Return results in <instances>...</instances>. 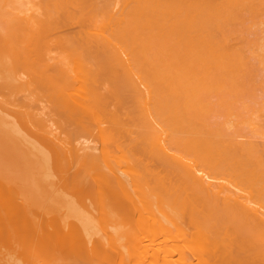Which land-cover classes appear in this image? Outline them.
I'll return each instance as SVG.
<instances>
[{"label":"bare ground","instance_id":"bare-ground-1","mask_svg":"<svg viewBox=\"0 0 264 264\" xmlns=\"http://www.w3.org/2000/svg\"><path fill=\"white\" fill-rule=\"evenodd\" d=\"M0 46V264H264V0H0Z\"/></svg>","mask_w":264,"mask_h":264},{"label":"rangeland","instance_id":"rangeland-1","mask_svg":"<svg viewBox=\"0 0 264 264\" xmlns=\"http://www.w3.org/2000/svg\"><path fill=\"white\" fill-rule=\"evenodd\" d=\"M64 26H65V25H63V27L60 26L59 29H57V30H60L61 27H62V30H60L61 32H64V31L66 32L69 28H70V29L73 28L72 30L75 29V28H74L75 26L71 28V26H73V25H68V26H70V27H68V26H67V27H64ZM76 27H77V26H76ZM64 29H65V30H64ZM70 29H69V30H70ZM76 29H77V28H76ZM72 30H70V31H72ZM60 31H59V32H60ZM1 46H2V45H1ZM1 46H0V48H2ZM2 50H3V52H4V49H1V50H0V51H1V52H0V53H1V54H0V57H1V58H2V54H3V53H2ZM5 51H6V50H5ZM5 54H6V52H5ZM5 54H4L3 57H4L5 59H7V60H6V61H7V65H6V62H5L4 58H2V60H4V62L1 60L0 63H2V62H3V63L0 64V65L2 66L4 63H5V64L2 66V68H1V66H0V69L3 70V71L0 70V71H1L0 73L4 72L5 69H8V71L11 69V71H9V72H12V76H13V74H14L13 72L15 71L13 68H15V67L18 65V63H17V64H13V63H12V62H13V61H12L13 59L11 60L12 62H10L9 58H8ZM5 56H6V57H5ZM1 58H0V59H1ZM8 61H9V62H8ZM14 63H15V62H14ZM5 65H6V66H5ZM11 65H12V66H11ZM14 65H16V66H14ZM19 66H20V65H19ZM19 66H17V67L20 68ZM17 67L15 68L16 70H17ZM3 68H5V69H3ZM9 68H10V69H9ZM12 69H13V71H12ZM6 71H7V70H6ZM17 71H18V70H17ZM2 74H3V73H2ZM4 74H5V73H4ZM4 74H3V77L5 78L6 76H5ZM9 74H11V73H9ZM9 74H8V75H9ZM9 76L11 77V75H9ZM9 76H7V77H9ZM0 77H1V74H0ZM4 78H3V80H4ZM0 79H1V78H0ZM3 80H0V82H2ZM10 80H11V79H10ZM10 80H7V78H6V82H7V81L9 82ZM6 82H5V83H2V84H6ZM11 82H15L14 84H17L16 81H12V80H11L10 83H11ZM0 85H1V84H0ZM1 86H3V85H1ZM4 86H5V85H4ZM7 86H9V85H6V87H7ZM1 88H2V87H1ZM1 88H0V89H1ZM4 88H5V87H4ZM3 90H4V91L0 90V97H1V98H0V103H1V104L3 103L2 105H6L8 108H9V107L11 108V106H12V105H10V103H9V104L6 103L8 100L11 99L10 101H12V100L15 99L13 102H16V101L19 102V100H21V98H22V96H21V97H20V96H16V95H19V94L22 93V92H17V93H16V92H15V93L11 92V94H10V92L7 91L6 88L3 89ZM1 92H2V93H1ZM6 92H8V93L6 94ZM3 93L6 94V97H5V95H4ZM12 93H13V94H12ZM18 93H19V94H18ZM8 95H9L10 97H9ZM21 95H22V94H21ZM7 96H8V97H7ZM14 96H15V97H14ZM3 97H4V98H3ZM11 97H12V98L14 97V98L12 99ZM18 97H20L19 100H18ZM1 99H2V100H1ZM6 99H7V100H6ZM5 101H6V102H5ZM1 104H0V105H1ZM2 108H3V107H1V109H0L1 111H3L4 113H8V112H7V110H9L8 108H7V110H6L5 107H4L3 109H2ZM5 110H6V111H5ZM12 110H13V108H12ZM12 110H11V111H12ZM11 111H9V112H11ZM7 115H8L9 117H12V118H13V116H12L11 113H8ZM21 129H22V131L25 130L24 128H22V126H21ZM19 167H20V166H19ZM19 170H21V167H20ZM44 171H46V172H44ZM44 171L42 170V172H44L45 175L48 174V175H50V178L53 177V174H52V173H50V172L48 173L46 169H45ZM20 172H21V171H20ZM22 174H23V173L21 172V175H22ZM48 175H47V177H48ZM51 175H52V177H51ZM47 177H46V179H48ZM54 179H55V178H54ZM51 180H52V179H51ZM48 182H49V185H54V184H55V181H53L54 183H53V182H50V181H48ZM50 183H51V184H50ZM52 183H53V184H52ZM32 208H33V207H32ZM34 208H37V207H34Z\"/></svg>","mask_w":264,"mask_h":264}]
</instances>
